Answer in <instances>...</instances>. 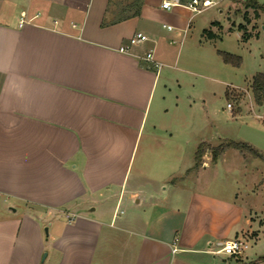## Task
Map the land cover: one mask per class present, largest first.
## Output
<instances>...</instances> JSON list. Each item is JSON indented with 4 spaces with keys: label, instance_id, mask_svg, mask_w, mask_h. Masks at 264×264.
I'll return each mask as SVG.
<instances>
[{
    "label": "crops",
    "instance_id": "0c3cea01",
    "mask_svg": "<svg viewBox=\"0 0 264 264\" xmlns=\"http://www.w3.org/2000/svg\"><path fill=\"white\" fill-rule=\"evenodd\" d=\"M5 1L20 14L0 19V264H264V159L207 148L196 167L218 125L187 134L183 115L156 116L184 52L213 72L223 60L211 41L237 25L199 16L224 0L199 13L191 0ZM246 92L228 114L244 112V142L264 154V106ZM236 237L257 245L228 256Z\"/></svg>",
    "mask_w": 264,
    "mask_h": 264
},
{
    "label": "rangeland",
    "instance_id": "374dc122",
    "mask_svg": "<svg viewBox=\"0 0 264 264\" xmlns=\"http://www.w3.org/2000/svg\"><path fill=\"white\" fill-rule=\"evenodd\" d=\"M258 1L264 2V0ZM121 3H124V1H121ZM18 7L19 5L16 3L0 0V19L7 12H15L14 14H18L19 16L20 13H17ZM220 9H224V12L220 13ZM246 11L249 15L248 21L244 18ZM211 14H214L225 26L226 24L232 25L234 23L237 25L233 31H229L228 29L220 31L217 39L211 41V44H213L212 46L216 44L218 48L224 51L239 55L242 59L241 64L239 66L226 65L218 57L219 62L217 63L216 71L213 72L209 68L203 67L202 60L193 58L192 54L186 56V52H184L182 57H186L187 62L186 64L180 63L183 72L180 70L174 72L172 70L171 77L169 76L170 83L168 88H170L171 92L166 102L169 112L167 113L159 109L156 116H159V121L164 120L167 122L171 119V123H174L178 119V114L183 115L182 119L185 121V128L188 129L185 130L187 134L191 133V130L196 131L201 127H205L208 130L213 123L217 124L214 144L218 146L231 140L244 142V112L238 114L237 118L231 119L228 114L227 104L230 102L234 108H237L239 105L244 106V101L248 100V92L246 90H249L253 96L251 92L253 76L258 72H264V11H260L259 16H256L254 9H246L241 0L237 2L224 0L221 6H213L200 14L199 17H207ZM243 22L252 34L248 40H243L238 34V25ZM203 40L207 41V46L210 45V39L205 33ZM220 65L224 68H221ZM184 71H190L192 74ZM183 75L186 76L185 79H182ZM180 77L183 80V88L181 90L177 89L175 84L176 78ZM228 93L230 94L229 97ZM176 102H178V107L176 106ZM214 111L216 113L219 111L223 112H220V115L216 116L213 115ZM255 112L264 115L262 109H255ZM255 112H252V114ZM251 118L253 117L251 116ZM178 120H180V117ZM254 120L256 122L259 121L258 119ZM263 120L260 123H263ZM222 129L224 132H228H225L228 139L219 138V135L222 136ZM211 130L213 129L211 128ZM261 141L264 145V132ZM229 160L235 162L233 157L229 158ZM258 163L259 166H264L263 160H258ZM240 176L244 178V175ZM262 192L259 199L264 203V189ZM242 198H244V192ZM248 200L250 201V197H248ZM251 200L253 199L251 198ZM257 210L259 216L264 215V206H259ZM257 244H253L252 247L257 245L264 252V248L262 247L264 238H261ZM252 247L249 251L252 250Z\"/></svg>",
    "mask_w": 264,
    "mask_h": 264
},
{
    "label": "trees",
    "instance_id": "16d2710c",
    "mask_svg": "<svg viewBox=\"0 0 264 264\" xmlns=\"http://www.w3.org/2000/svg\"><path fill=\"white\" fill-rule=\"evenodd\" d=\"M140 0H137L136 2H139ZM234 2H237L239 0H233ZM246 9L253 8L255 15L259 16L260 11H264V3H259L258 0H241ZM248 12L246 11L244 14V18L248 21ZM212 24H218L217 22H214ZM239 29L243 31L242 38L243 40H248L251 38L252 34L251 32H248L246 25L240 24ZM204 33L208 35L209 38H213L214 34L208 30L205 29ZM219 54L221 55L223 61L227 64H231L234 66H239L241 64V57L239 55H235L232 53H229L227 51H219ZM251 89L254 95L255 102L260 105L264 106V72H258L253 76L252 83H251ZM230 94L228 93V97ZM209 148L212 151V160L216 162L219 158V156L227 149L229 148H236L240 150L245 156H250L253 158H263L264 154H262L258 149H256L254 146L247 142H238V141H228L226 143H222L218 146H210L206 145L205 143H202L199 145L197 151H196V167H199L202 163V157L206 151V149Z\"/></svg>",
    "mask_w": 264,
    "mask_h": 264
},
{
    "label": "built area",
    "instance_id": "2783aa9c",
    "mask_svg": "<svg viewBox=\"0 0 264 264\" xmlns=\"http://www.w3.org/2000/svg\"><path fill=\"white\" fill-rule=\"evenodd\" d=\"M217 4V0H191L186 6L189 7L194 12H202L204 9H207L213 5ZM162 6L164 8H170L171 2L164 1ZM26 16L23 15L22 18H25ZM24 19H22L21 24H23ZM168 29H172V26H167ZM148 40L147 35L139 32L134 34L129 41L130 45H138L141 43H144ZM127 47H121L120 51H127ZM146 59L153 63L155 68H160L162 66V63L155 60L153 51H149L146 54ZM229 108L232 107V104L229 102L227 104ZM250 244L249 240L242 237H236L231 240H227L223 243V246L221 248V251L224 252L226 255L234 257V258H241L246 255L247 250L249 249Z\"/></svg>",
    "mask_w": 264,
    "mask_h": 264
}]
</instances>
